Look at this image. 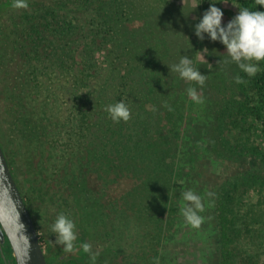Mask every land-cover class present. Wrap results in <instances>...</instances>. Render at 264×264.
I'll list each match as a JSON object with an SVG mask.
<instances>
[{"label": "trees", "instance_id": "obj_1", "mask_svg": "<svg viewBox=\"0 0 264 264\" xmlns=\"http://www.w3.org/2000/svg\"><path fill=\"white\" fill-rule=\"evenodd\" d=\"M230 1L225 25L239 8L264 11L256 0ZM28 4L0 0V96L11 121L8 130L0 116V146L37 232L51 241L47 264H186L161 246L201 149L226 170L214 195L199 188L213 205L219 264H264V61L253 77L241 71L237 98L209 107L208 125L196 121L193 148L185 111L199 105L204 115L206 106L169 70L193 51L171 0ZM120 100L131 118L116 123L106 108ZM61 213L77 225L74 253L54 244Z\"/></svg>", "mask_w": 264, "mask_h": 264}, {"label": "rangeland", "instance_id": "obj_2", "mask_svg": "<svg viewBox=\"0 0 264 264\" xmlns=\"http://www.w3.org/2000/svg\"><path fill=\"white\" fill-rule=\"evenodd\" d=\"M171 2H173L174 5L172 8L173 11H171L172 20L177 22V24L181 23L183 29H187L189 32L188 37H190L193 47L191 57L193 59L194 65L196 67H200L198 66V63H201L200 51L204 47H207L209 49V53H211L205 54V59L207 61L202 64V67H205L204 65H206L207 72H203L202 68L199 69L202 74L207 75L205 85L201 88L200 86L195 85L194 82L190 84V87H196L198 95L202 96L203 98L204 95L206 96L204 102L202 103L206 106V112L204 115H201L197 111L199 105H191L189 108H187V111H185L186 115H188V117L190 116L191 118V120L187 122V140H189V144L195 148L193 143H196V139L194 140V135L196 134V121L197 123L202 122L203 124L205 123L208 125L207 123L209 122L208 120H210V116L207 115V112L211 111V109H214L209 107L212 105L215 107L221 106L224 103L223 96L227 97L231 95L229 98L234 100V98H237L240 95V91L237 89L234 78L237 75L240 76L241 70L234 63H217V61L221 59V56L225 58L227 57V53L224 52V45L218 41L212 42L207 38L204 41H200L194 34V25L198 22V19L202 17L204 11L208 9L209 0H202V3H200L198 7L187 17L184 15V13L187 14L191 10L193 0H171ZM217 6L221 9H229L233 12L236 10L235 1L229 0L227 4L219 3ZM5 12V8L0 9V17L3 22L7 21V15ZM227 16L228 15L226 14L223 15L222 23L226 22ZM213 49L217 50L218 55L216 53H212ZM2 93L3 92H1V94ZM6 95L2 94L0 96V116H2L3 123L6 124L5 126L9 130L11 121L9 119L10 112L8 111L9 107L7 105L8 101H6ZM212 101H217V104H213ZM198 113L200 115V121L197 120ZM206 125L202 127L201 132H209V130H206ZM254 136L256 140L259 139V135L257 133H255ZM8 139L12 142L11 137L8 136ZM13 148V144H9L8 149L12 150ZM194 163L195 165L193 163L190 165H194L192 168L193 170H190V172L187 174L189 178L188 181L191 184L190 187L187 186V190H192L194 193L202 197L205 210L204 212L200 213V215L204 217V220L199 228H192L191 226L186 225L184 217L179 212L180 216L177 219L173 218L171 222V230L167 231L166 240L162 242L161 252L163 250H172L174 252V257L178 260H181L182 262H185L186 264H219V258L217 257L219 236L215 214L212 212L213 205L208 202L209 200L205 198L204 195L202 196V194L199 192V188H201L204 192H211L212 187H214L219 182V173H226V170L225 167L219 163V158L214 159L211 153L204 149H201V152ZM181 199L182 203L184 204L185 201H183V198ZM164 224L166 225V223ZM38 232L40 233V236H42L43 240L41 245L43 251L45 252L47 245L50 244L51 241H49L47 237H44L41 231ZM261 259L264 261V252L262 253ZM164 261L166 263V258L163 260V263ZM167 262H169V259H167Z\"/></svg>", "mask_w": 264, "mask_h": 264}, {"label": "clouds", "instance_id": "obj_3", "mask_svg": "<svg viewBox=\"0 0 264 264\" xmlns=\"http://www.w3.org/2000/svg\"><path fill=\"white\" fill-rule=\"evenodd\" d=\"M228 2L229 0H209L208 9L194 25V34L200 41L207 38L225 46L224 52L227 53V57L221 56V59L217 61L218 64L221 62L224 64L234 63L248 77H253L260 71V62L264 61V11L239 8L238 14L225 25L222 24L224 13L217 4H227ZM200 3L202 0H193L191 10L187 14L183 12L184 15L187 17ZM256 5L264 6V0H256ZM12 7L27 9L29 7L28 0H12ZM212 53L217 54L218 52L213 49ZM205 54H211L207 47L200 51L201 64L207 61ZM169 70L177 73L182 80L194 82L201 88L206 83L207 75L202 74L199 68L194 65L192 57L189 58L187 55H182L178 63L169 66ZM234 80L237 85L245 82L239 75ZM187 94L196 104L204 102V98L198 95L196 87L188 88ZM106 111L116 123L127 122L131 118L130 109L123 100L108 105ZM181 195L185 203L181 205L180 213L184 217L186 225L199 228L204 220L200 213L205 210L202 197L192 190L183 191ZM207 195L214 194L208 193ZM16 219L20 222L19 213H17ZM20 226L23 227V224L21 223ZM76 228L75 221L64 213L59 214L51 225V232L56 236L54 244L62 246V251L66 254L77 251ZM80 247L86 253L91 251V245L88 243H81ZM91 259L95 261V255Z\"/></svg>", "mask_w": 264, "mask_h": 264}, {"label": "water", "instance_id": "obj_4", "mask_svg": "<svg viewBox=\"0 0 264 264\" xmlns=\"http://www.w3.org/2000/svg\"><path fill=\"white\" fill-rule=\"evenodd\" d=\"M17 213L20 214V222L16 219ZM0 225L9 240L16 264H47V254L42 249L34 221L12 177L1 146Z\"/></svg>", "mask_w": 264, "mask_h": 264}, {"label": "flooded vegetation", "instance_id": "obj_5", "mask_svg": "<svg viewBox=\"0 0 264 264\" xmlns=\"http://www.w3.org/2000/svg\"><path fill=\"white\" fill-rule=\"evenodd\" d=\"M0 264H16L9 240L0 225Z\"/></svg>", "mask_w": 264, "mask_h": 264}]
</instances>
